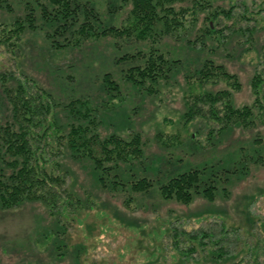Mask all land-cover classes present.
I'll use <instances>...</instances> for the list:
<instances>
[{"label":"rangeland","instance_id":"1","mask_svg":"<svg viewBox=\"0 0 264 264\" xmlns=\"http://www.w3.org/2000/svg\"><path fill=\"white\" fill-rule=\"evenodd\" d=\"M27 1L34 4L36 0H13L12 14L0 10V23L9 22L12 15H23ZM81 1L92 3L103 24L115 27L124 24L131 8L129 4L119 6L121 0ZM108 3L119 9L109 13ZM216 5L225 10L233 7L232 18H223L217 26L223 37H202L206 22L200 16L194 29L184 33L183 23L154 44L166 58L181 62L175 74L156 84L134 87L125 81L127 70L141 60L115 63L126 54L147 52L154 46L149 41L104 37L79 48L53 50L45 40L44 28L26 33L15 54L0 47V73L35 80L62 105L88 100L100 136L129 139L138 133L148 166L162 158L161 169L174 174L204 165L234 167L251 156L253 149L264 146V116L252 128L231 127L223 133L206 116L186 126L184 96L192 88L198 92L230 90L223 82L190 83L196 64L212 60L239 80L234 105H254L251 81L255 75L263 79L264 92V0H219ZM233 25L244 31L225 30ZM106 73L118 84L119 93L103 88ZM60 109L56 113L67 121ZM0 113L9 116L1 86ZM258 139L259 143H253ZM61 160L68 171L65 186L75 195L73 205L55 217L40 203L0 210V264H264V168L258 164L249 161L245 175L230 176L223 184L227 198L219 195L209 203L196 197L186 206L163 200L155 189L146 195L104 189L92 177L87 161L69 156ZM135 167V176L154 180L152 171H142L140 164ZM120 169L123 175L124 166ZM180 231H203L211 238L191 243ZM173 235L181 239L177 250ZM56 240L67 246L63 259L54 251ZM219 250L221 258L215 254Z\"/></svg>","mask_w":264,"mask_h":264},{"label":"trees","instance_id":"2","mask_svg":"<svg viewBox=\"0 0 264 264\" xmlns=\"http://www.w3.org/2000/svg\"><path fill=\"white\" fill-rule=\"evenodd\" d=\"M12 1L0 0V10L14 13ZM218 1L121 0L119 6L129 4L131 8L120 27L103 24L100 14L90 2L36 0L33 4L27 1L23 15H12L9 22L0 23V47L15 54L26 33L42 28L45 30V40L53 50L79 48L86 41L104 37H128L154 45L159 43L161 36L173 34L183 23L184 33L187 29H194L200 16L206 22L201 36L220 38L223 37V30L217 29V26H221L223 18H232L233 7L225 10L216 5ZM119 6L108 3L107 10L114 13ZM38 22L40 24L37 25ZM225 30L230 33L244 31L234 25ZM119 60H141V64L131 66L124 76L125 81L134 87H142L145 82L156 84L160 79H169L181 63L178 59L172 61L166 58L156 45L147 52L126 54L115 63H119ZM189 78L190 83L199 85L223 82L230 90L198 92L192 88L184 96L183 118L186 126L192 124L196 117L203 119L206 116L211 124L219 128V133H223L231 127L252 128L256 120L263 121V79L259 75H255L251 81L256 95L254 105L241 107L233 103V92L240 88L239 80L224 66L205 60L196 64ZM0 86L9 106L7 118L0 113V210H11L25 203H40L52 217L62 211L65 214L75 197L65 186L68 171L61 159L68 156L72 160L87 161L92 177L104 189L140 195L155 189L163 200L186 206L196 197L209 203H213L219 195L227 198L229 193L223 184L229 182L230 176L245 175L249 161L264 168V146H259L253 149L251 156L244 157L234 167L214 164L175 174L165 172L161 169L164 165L162 158L153 159L149 166L143 161V142L138 133L132 134L129 139L117 135L102 138L98 133L99 122L88 100L76 99L62 105L35 80L20 77V74L0 73ZM102 86L107 93H119L118 84L110 73L103 75ZM57 108L65 111L67 121L56 113ZM212 134L210 131L209 137ZM189 139L193 142V135ZM259 142L258 139L253 143ZM138 164L142 171H152L153 181L132 173ZM122 165L123 175L120 169ZM180 233L191 243H201L211 238L209 233L203 231ZM174 235L173 244L177 250L181 239ZM191 250L187 252L191 253ZM54 251L57 257L63 259L67 246L56 240ZM217 253V258H221L223 252L219 250Z\"/></svg>","mask_w":264,"mask_h":264}]
</instances>
